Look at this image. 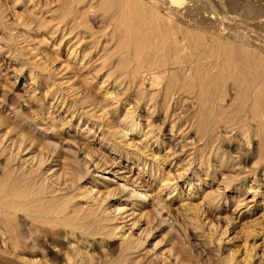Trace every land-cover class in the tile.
Listing matches in <instances>:
<instances>
[{"label":"rangeland","instance_id":"obj_1","mask_svg":"<svg viewBox=\"0 0 264 264\" xmlns=\"http://www.w3.org/2000/svg\"><path fill=\"white\" fill-rule=\"evenodd\" d=\"M116 1L0 0V98L2 97V100H6L13 106V110H8V107L5 108L0 102V186L6 177H12L21 182H33L35 189L41 190L40 196L43 194L47 197L45 199L48 202L44 206L50 208L64 204L66 220L68 218L69 223L72 222L70 225L78 226L79 224L78 232L76 231L78 234L83 233L86 238L103 242L102 245L81 248L79 264H130L132 262V264H222L223 257L226 255L225 250L229 248L228 243L225 244L226 236L230 234L229 239L233 236L241 237L245 236L249 230L262 228L263 216L260 217V213H257L252 219H248L249 222L231 223L224 232L228 220L214 218L211 232H204L192 225L190 216L182 212L180 207L182 199L178 194L184 190L188 192V182L192 181L196 185L193 194L198 192V188L204 189L205 194L210 196L209 199L212 198L208 202L218 201L222 196H229L230 200L236 199L250 205L253 204L250 203L253 198L257 199V203L254 204H260L263 201L260 194L251 193L243 196L234 194L236 190L233 189L243 185L245 181L249 185L254 181L257 185L253 186L255 190H258L264 183L262 176L264 172V61L262 62L261 57L254 53L249 59L251 62L249 67L252 63L255 64L254 67L252 64L253 70L248 67V70H245V72L250 70L246 72L247 74L241 71L243 74L236 72L238 76L230 79L231 81H228L224 89L212 87L207 89L205 95L201 85V71H193L178 80H176L178 74L170 72L162 77L163 79L160 80L162 84L156 90L149 91L150 94L142 87H139V91V88L135 87L136 90L131 80L125 78L128 80L127 83L121 84V88L116 86L119 90L117 93L122 91L116 96L122 101V105L124 103L122 107L129 109L131 106L130 111L134 109L133 112L139 116L141 128H144V131L152 125L157 128L156 136L152 141H149V138L136 139L134 137L136 133L129 136L132 145L135 144L146 154L153 153L156 156L154 160L145 156L138 160L132 159L133 155L129 154L133 149L127 150L116 144L120 140L118 136L107 140L106 137L92 134L85 129L87 127L85 118L83 120H80L79 116L72 118L74 108H87V105L91 103L88 102L89 99L83 102L78 100V103H75L67 97V94L62 93V97L67 98L66 104L64 106L59 102L55 104L53 84H50V82L58 83L50 79L55 75L50 77L40 71L46 66L56 68L59 64H63L66 67L68 65V74L74 75L76 80L79 77V81H91L93 75L90 78L88 71L86 73L78 70L80 66L74 64L72 58L66 57V48L59 44L62 36L70 32L85 40V49L90 53L98 42L100 46L106 44L104 49L108 50L104 51L105 57L115 60L113 57L117 43L115 37L122 35V32L125 33V25L117 12ZM136 1H144L143 7L149 9V13L143 15L145 21L140 23L139 31L136 30L134 35L136 40L142 42L154 36L161 24L165 23L167 11H162L160 0ZM153 15L162 16L164 19L153 20L151 18ZM258 38L256 42L264 44V36L261 34ZM148 43L150 42L142 45L143 49L149 46ZM172 45L173 42L170 41V50ZM145 54L142 53L141 56ZM252 58L257 61H252ZM128 59V55H123L121 61ZM116 63H119L117 59ZM94 77L97 81L93 82L99 87L103 85L102 89L109 83H103L104 78H100L99 75ZM171 83H174L173 86ZM126 84H129V87H126ZM168 84L171 89L167 87ZM219 92H222L220 97ZM173 93L175 94L172 95ZM128 95H130L129 98ZM169 101L172 102L171 106ZM90 108L88 107L89 111L92 110V107ZM165 115L167 120L161 130L158 127L160 126L158 119ZM172 124H175L173 129L175 134L179 132L178 128H183V131L181 130L177 135L181 138V142L166 141L164 146L161 144L162 141L168 139L164 134L170 131ZM156 138L158 142L153 143ZM60 140L74 142L75 147L68 144L61 145ZM170 146L174 147L172 156L167 153ZM82 155H87L89 159H84ZM163 155L170 156L173 161L158 163L161 174L153 180L150 168L152 165H157L156 161H159L161 159L159 157ZM28 157L32 159L27 160ZM222 158L225 159L224 162ZM56 159L71 165V169L65 173L63 171L58 178L50 174V169L55 163L53 160ZM221 173H225L226 177L222 178ZM169 174L174 178V182L162 187L161 180ZM131 175L139 177L140 180L136 183L132 182ZM96 180L100 185L93 189L105 186L118 196H124L123 199H133L132 208L137 209L135 213H140L137 223L125 226L120 215L114 211V205L121 204L122 200L115 197L104 195L99 198L92 210L86 208L83 203V193ZM205 181L209 184L208 187H203ZM172 183L177 186L174 193L170 189ZM136 184L144 189L134 192L133 185ZM143 190L149 191V197L146 199H140L138 196V193L144 192ZM260 190L262 191L263 188ZM90 193L93 191L91 190ZM155 201L167 208L159 210L154 206ZM235 204L230 202L228 207H225L223 202L219 210L223 212L222 215L232 217L234 209L232 206ZM208 206L204 208V211L208 218H212L215 213L209 210L210 206L209 208ZM106 216L111 219L109 224H106L107 228L104 226L102 229L96 224L97 229L94 224L95 219L106 218ZM48 220L52 224L48 223ZM46 222L50 224L49 226L57 224L55 228H66L63 227L65 221L60 223L62 222L60 219L49 218L44 224H47ZM68 228L70 229L68 226L65 229L66 232L73 233L71 229L68 232ZM21 231H24V234ZM28 231L27 226L19 228V232L27 243L24 241L26 244H23L19 249L22 252L18 251V254L25 260H35L38 264H54L50 256L46 254L45 243L37 241L32 244L30 241L32 234ZM118 233H126L136 251L133 250L132 254H121L122 241L118 238ZM219 239L223 240L219 241ZM259 241L261 242V239ZM233 244L230 246L232 249ZM61 249L69 252L65 245H62ZM102 249H105V255L102 254ZM139 253L143 256H138ZM259 261L254 264H259Z\"/></svg>","mask_w":264,"mask_h":264},{"label":"bare ground","instance_id":"obj_2","mask_svg":"<svg viewBox=\"0 0 264 264\" xmlns=\"http://www.w3.org/2000/svg\"><path fill=\"white\" fill-rule=\"evenodd\" d=\"M143 2L136 0L116 1L117 12L122 17L121 22H124L125 25V29L123 28L125 33L122 32V35L119 34V37H115L117 41L116 51L113 54L115 60L113 58L111 59L109 57H105L104 51L108 50L104 49L106 44L100 46L101 44L98 42V45L96 44L95 47L93 46V51L90 53V51L88 52L85 49V40L77 34H72L70 32L62 36L59 44L66 48V57H68V59L72 58V62L80 66L78 67V70L82 72L88 71L90 78L91 75H93L91 81H79V77H77L78 79L76 80L74 75L71 76L68 74V65L66 67L63 64H59L56 68H49L45 65L46 67L40 71L44 74L50 75V77L55 75L54 78H50L51 80L54 79L55 82H58H50L51 85L53 84L52 88L54 89V98H56L54 100L55 104L57 102H59L62 106L66 104L67 98L62 97V93L67 94V97L74 100L75 103H78V100L81 102L86 99L90 100L88 102L91 103L87 105V108H74V114L72 116V118L79 116L80 120L85 118L87 123V127H85V129H88L90 133L106 137L107 140L111 139L113 136H118L120 140L116 144L121 145V147L127 150L133 149L131 154H129L133 155L132 159L138 160L145 156L146 158L149 157L154 160L156 156L153 153L146 154L144 150L138 148L135 144L132 145V141L129 136L132 135V133H136L134 135L136 139L144 138V140H147L149 138V141H152V139L156 136L155 131L157 128L152 125L151 127L149 126L148 130L144 131V128H141L139 116L137 113L133 112L134 109L130 111L129 109H131V106L129 109L123 108L124 103L122 105V101L118 99L119 97H116L117 95H120L122 91L117 93L119 92L117 89L119 87L121 88V84L127 83L130 79L131 83H133V88L137 87L138 89L139 87H142L143 90L148 91L150 94L149 91L156 90L159 85L162 84L160 82V80L163 79L162 77H165L168 73L170 74V72H176L178 74L176 80H178L182 78L183 75L192 73L193 71H201L202 73V80H200L205 91L203 93L204 95L206 94L207 89L212 87L221 88L220 90L224 89L230 79L238 76L236 75V72H245V70H248L249 64L251 63L249 62V59H251L250 57H252L251 55L257 53L261 57L260 59L262 62L264 61V44L262 42V44L256 42V39L258 40V37L261 34L264 36V0H160L162 4L161 8L163 7L162 11H167V18L164 19L162 16L157 15H153L151 18L156 21L164 19L165 23L161 24V27L157 29L154 36L142 41V43L140 40H136L134 35L136 30L139 31L138 28L140 27V23L145 21L143 15L149 13V9L147 7H143ZM155 17L158 19H154ZM170 41L173 42L171 50V47H169ZM147 42H150L148 43L149 46L146 49H143L142 45ZM142 53L146 54L141 56ZM123 55H128L129 59L127 61H121ZM116 59L119 63H116ZM252 61L255 62L257 60H255V58L253 60L252 58ZM252 64L250 65L251 67H249L251 69L255 65L253 64L252 67ZM261 66H263V64ZM95 75H99L100 78L103 77V83L109 82L105 84L104 89L101 87L103 85L99 87L98 84L96 85L94 83L97 81L94 80ZM250 75L251 74L249 73V76ZM125 78L128 80H125ZM168 79L170 80V78ZM75 80L77 82H75ZM173 84L174 83H171L172 86ZM128 85L126 84V87H129ZM167 87L170 88L169 84ZM139 90L140 88L138 91ZM174 90L177 91L176 89ZM174 90L173 92H175ZM174 94L175 93L172 95ZM113 95L115 96L113 97ZM220 95H222V92H219V97ZM129 96L130 95H128V98ZM1 98L0 102L3 103V106H5V108L8 107V110H13V106ZM171 103L172 102L169 103V106H171ZM88 107H92V113L89 111L91 108L88 109ZM135 107L137 108V106ZM80 110H82L81 113L79 112ZM68 111L69 109L67 107V112ZM166 120V115L158 119L160 123L157 124L160 126H157L160 127L161 130L163 124L166 123ZM174 128L175 124H172L170 131L164 134V136L168 139H164L162 143L160 142L161 144L165 146L166 141L175 143L181 142V138L177 135L183 128H178L179 132L177 134L174 133ZM155 142H158L157 138L153 141V143ZM73 143L68 140L59 141V144L61 145L66 146L68 144L75 147V143ZM167 145L169 146V144ZM173 148L170 146L167 151V153L171 154V156L174 155V151L172 150ZM76 149L79 151V147H77V145ZM83 157L86 160L89 159L87 155H84ZM159 158H161L159 161L155 160L157 165H152L150 168L153 180H156V178H158L161 174L159 172L160 164L163 162L165 163V161H173L168 155H163ZM29 159H32V157L27 158V160ZM224 161L225 159L222 158V162ZM53 162L55 163H53V167L50 169V174L53 177L58 178L63 171L65 173L71 169V165L68 162H60L59 159L53 160ZM153 164H155V162ZM262 174L264 177V172ZM220 175L222 178L226 177L225 173H221ZM164 178L161 180L162 187L168 186L170 182H174V178L170 177V174L168 177L166 176V178ZM131 179L132 182L134 181L135 183L140 180V178L135 177V175H131ZM98 183L99 182L97 180L92 182L83 193V203L86 208L88 210H92L99 201V198L104 195H107L108 197H115L116 199L122 200L121 204L114 205V211L116 214L120 215V218L124 222L125 226L127 224L137 223V217L140 213H135V210L137 209L133 210V199H123L124 196H118V194L114 193L113 190H110L105 186L93 189L95 186L100 185ZM188 183V192H185L184 190V192L182 191L178 194V196L182 199L180 200V207L184 214L190 216V223L196 226L199 230L201 229V231L211 232V229L214 226L212 219L214 218L228 220V224L223 232L227 230V227L231 223L242 224L244 221L249 222L248 219H252L257 213H260V217L263 216L262 218H264V183H262V187L258 184V186H260L258 190H255V187L253 186L257 185L254 181L250 185L247 181H245L243 185L233 189L236 190V192H233L234 194L237 193L243 196L251 193H255V195L260 194L263 201L260 204H254L255 202L257 203V199L253 198L250 200V203H253L251 205L243 204L242 201H237L236 199L230 200L229 196H217L219 197L218 201L214 200L215 202H208L212 198L209 199L210 196L207 193L205 194L204 189L198 188V192L193 194V189L196 185L192 181H189ZM32 184L34 183L31 181L21 182L14 180L12 177H6L0 186V264H38L35 260L29 261L26 259V261L23 256L18 254L19 252H22V250L19 251V249H21L23 244L25 242L27 243V241L23 239L22 233L24 231H21L22 233L19 232V228H22L23 226H27L29 228V231L31 232L29 234H32L30 238L32 244L37 241L45 243L46 254L50 256V259L54 264H79V257L82 253L81 248L103 244L101 241H93L89 239V237L86 238L83 233H77L79 224L78 226L77 224L70 225L72 222L69 223L68 218L66 220L64 204H58L57 207L54 205L50 208L44 206V204L48 202L47 199H45L47 197H44L43 194L40 196L39 191L41 190L35 189V185L33 186ZM208 185L209 184L206 181L203 182V187H208ZM133 186H135L134 192L144 189L142 186L137 184ZM261 188H263L262 191L260 190ZM170 189L171 192L174 193L177 190L176 184L172 183ZM91 190L93 193H90ZM143 191L144 192L138 193L140 199H146L149 197V191ZM223 202L225 203V207H228L230 202L233 204L236 203L232 206L234 207L232 217L222 215L223 212L219 209L221 208L220 205ZM207 203L210 204L209 210H212V212L215 213L212 218H208L206 216V212L204 211V208L208 206ZM154 206L159 208V210L167 208L156 201L154 202ZM49 218L56 220L60 219L62 220L60 223L65 221L64 226H62L64 228L69 226L73 233L68 234L65 230L66 228H55L58 226L57 224L54 225L55 227L51 225L54 227L52 228L49 226L50 224L48 225V223H51L49 222L50 220H48V223L46 222L47 224H44V222ZM110 220L111 219L107 216L106 218H97L95 219L94 224L97 229V225L104 229L103 227H106V224H109ZM25 229L28 230L27 228ZM70 229L68 228V232H70ZM258 229L249 230L245 236L242 235L243 237L233 236V238L235 237L234 239H229L230 234L227 235L225 238V244L228 243L227 247L229 248L225 250L226 255L223 257L222 264H254L260 259L259 264H264V226ZM101 231H99V233ZM118 238L122 241L120 245L121 254H132L131 252L135 249H133L134 246L132 247V242L127 238L126 233H118ZM260 239L261 242L259 241ZM222 240L223 239H219V241ZM233 242L235 243L233 244ZM28 244L30 243L28 242ZM231 244L234 246L233 249L230 248ZM36 245L39 246V244ZM62 245H65L69 252L63 251L61 249ZM101 252L105 255L106 251L105 249H102ZM141 253L143 254V252ZM142 254L139 253L138 256L141 257Z\"/></svg>","mask_w":264,"mask_h":264}]
</instances>
